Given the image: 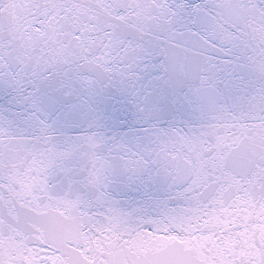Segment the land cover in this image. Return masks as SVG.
Listing matches in <instances>:
<instances>
[{
  "label": "snow or ice",
  "instance_id": "6c2138e0",
  "mask_svg": "<svg viewBox=\"0 0 264 264\" xmlns=\"http://www.w3.org/2000/svg\"><path fill=\"white\" fill-rule=\"evenodd\" d=\"M0 264H264V0H0Z\"/></svg>",
  "mask_w": 264,
  "mask_h": 264
}]
</instances>
